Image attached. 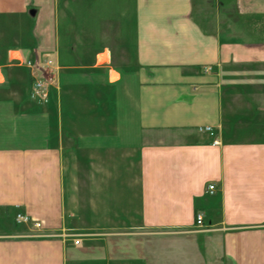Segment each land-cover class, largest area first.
<instances>
[{
  "label": "crops",
  "instance_id": "0c3cea01",
  "mask_svg": "<svg viewBox=\"0 0 264 264\" xmlns=\"http://www.w3.org/2000/svg\"><path fill=\"white\" fill-rule=\"evenodd\" d=\"M60 2L0 0L39 37L0 66V264H264V0ZM36 57L69 71L33 114Z\"/></svg>",
  "mask_w": 264,
  "mask_h": 264
},
{
  "label": "rangeland",
  "instance_id": "374dc122",
  "mask_svg": "<svg viewBox=\"0 0 264 264\" xmlns=\"http://www.w3.org/2000/svg\"><path fill=\"white\" fill-rule=\"evenodd\" d=\"M36 8V7H35ZM32 7L29 10L30 11L34 10V15L30 14L29 19L28 18H22V17H6L2 16L0 17V66L6 65V54L8 53V50L10 49H20L22 52L26 54V56L35 55V49L38 48V40L39 37L36 32V9ZM59 8H60V15H62L63 19L61 20V25L64 26V28L68 31L69 28V0H61L59 3ZM63 37L66 39L68 42L69 36L68 33H65ZM53 55L55 52L52 53ZM51 54V55H52ZM57 54V53H56ZM54 57V56H53ZM55 59V57H54ZM18 62V61H17ZM53 62V61H52ZM56 66L60 67L59 71H66L68 72V68H63L62 70V65H60L58 62L56 63L55 61L53 62ZM125 69H132L131 67L124 65ZM16 69V68H13ZM18 69V68H17ZM82 69H85V67H82ZM13 72V76H18L21 78V75H23V69H18L16 70H11ZM58 71V72H59ZM61 73V72H60ZM58 76L59 74L57 73V77L55 80V85L52 89V95L51 97V102L53 99L54 91L56 84L58 83ZM13 92L17 94L16 101L17 103L21 100L23 102H26L28 105V109L33 113H38L39 111V106L41 107H46L42 106L37 103V101L32 97L31 95V84L29 85L28 82L26 81V85H18L15 84L13 85ZM29 129H31V134H35L34 138L39 139L40 138V125H28ZM33 127L35 129H33ZM16 215V214H15ZM15 215L13 217V221L15 218ZM41 221V220H40ZM15 223V221H14ZM44 223V222H43ZM24 227V225H22ZM29 226V224H27ZM25 226L22 230L25 231L26 233H30V229L28 230V227ZM45 233L48 234H54L52 232H48L45 230V227L42 229ZM27 236V235H25ZM48 238H53V237H48Z\"/></svg>",
  "mask_w": 264,
  "mask_h": 264
},
{
  "label": "built area",
  "instance_id": "2783aa9c",
  "mask_svg": "<svg viewBox=\"0 0 264 264\" xmlns=\"http://www.w3.org/2000/svg\"><path fill=\"white\" fill-rule=\"evenodd\" d=\"M22 65H24L30 74L31 79V95L37 101L38 104L42 106H46L50 100L51 91L55 85V80L57 77V73L59 71V67L56 66L52 60L45 58L43 60H39L37 57L33 60H19L15 59ZM205 72H210V67H204ZM199 132L208 133L211 137H213L212 145L218 146L220 145L219 139L215 136L213 129L210 126H203L198 128ZM215 185L210 184L207 187V192L209 194L215 193ZM203 214L197 213L195 215V224L197 227H203ZM14 221L17 225H25L29 224L30 233L26 234L27 237L30 238H48V237H57L58 235H51L45 233L42 229L44 228L43 221L39 219H35L29 217L27 215L17 213L15 215Z\"/></svg>",
  "mask_w": 264,
  "mask_h": 264
},
{
  "label": "water",
  "instance_id": "95a60500",
  "mask_svg": "<svg viewBox=\"0 0 264 264\" xmlns=\"http://www.w3.org/2000/svg\"><path fill=\"white\" fill-rule=\"evenodd\" d=\"M30 14H31V15H34V10L30 11Z\"/></svg>",
  "mask_w": 264,
  "mask_h": 264
}]
</instances>
